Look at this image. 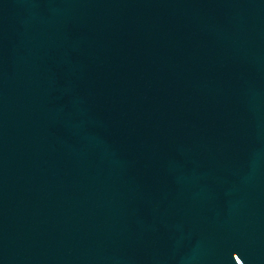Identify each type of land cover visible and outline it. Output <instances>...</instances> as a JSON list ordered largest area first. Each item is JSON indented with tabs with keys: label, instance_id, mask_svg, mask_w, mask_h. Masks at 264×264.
<instances>
[{
	"label": "water",
	"instance_id": "water-1",
	"mask_svg": "<svg viewBox=\"0 0 264 264\" xmlns=\"http://www.w3.org/2000/svg\"><path fill=\"white\" fill-rule=\"evenodd\" d=\"M0 264H264V0H0Z\"/></svg>",
	"mask_w": 264,
	"mask_h": 264
}]
</instances>
